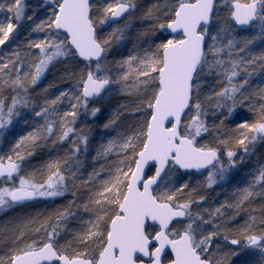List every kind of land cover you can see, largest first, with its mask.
<instances>
[{"label": "snow or ice", "instance_id": "obj_1", "mask_svg": "<svg viewBox=\"0 0 264 264\" xmlns=\"http://www.w3.org/2000/svg\"><path fill=\"white\" fill-rule=\"evenodd\" d=\"M0 264H264V0H0Z\"/></svg>", "mask_w": 264, "mask_h": 264}]
</instances>
